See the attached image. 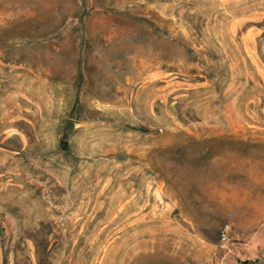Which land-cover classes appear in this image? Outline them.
Listing matches in <instances>:
<instances>
[{"label":"rangeland","instance_id":"rangeland-1","mask_svg":"<svg viewBox=\"0 0 264 264\" xmlns=\"http://www.w3.org/2000/svg\"><path fill=\"white\" fill-rule=\"evenodd\" d=\"M244 261L264 0H0V264Z\"/></svg>","mask_w":264,"mask_h":264},{"label":"built area","instance_id":"built-area-1","mask_svg":"<svg viewBox=\"0 0 264 264\" xmlns=\"http://www.w3.org/2000/svg\"><path fill=\"white\" fill-rule=\"evenodd\" d=\"M231 227L230 225H225L220 233V246L224 247L229 239V233H230Z\"/></svg>","mask_w":264,"mask_h":264},{"label":"water","instance_id":"water-1","mask_svg":"<svg viewBox=\"0 0 264 264\" xmlns=\"http://www.w3.org/2000/svg\"><path fill=\"white\" fill-rule=\"evenodd\" d=\"M61 146H62L63 149L66 150L68 148V142L67 141H62Z\"/></svg>","mask_w":264,"mask_h":264},{"label":"trees","instance_id":"trees-1","mask_svg":"<svg viewBox=\"0 0 264 264\" xmlns=\"http://www.w3.org/2000/svg\"><path fill=\"white\" fill-rule=\"evenodd\" d=\"M243 264H249V262L248 261H244Z\"/></svg>","mask_w":264,"mask_h":264}]
</instances>
